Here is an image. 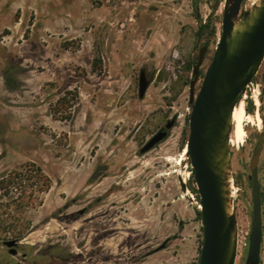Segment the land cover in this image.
<instances>
[{"label":"rangeland","instance_id":"obj_1","mask_svg":"<svg viewBox=\"0 0 264 264\" xmlns=\"http://www.w3.org/2000/svg\"><path fill=\"white\" fill-rule=\"evenodd\" d=\"M232 2L0 0V264L199 263L191 83L207 46L197 95ZM242 97L247 112L261 106L263 127L247 126L241 148L229 146L245 221L236 264H247L252 233L264 62ZM161 127L167 137L142 154ZM30 164L43 177L24 175ZM257 171L264 194V147Z\"/></svg>","mask_w":264,"mask_h":264},{"label":"water","instance_id":"obj_2","mask_svg":"<svg viewBox=\"0 0 264 264\" xmlns=\"http://www.w3.org/2000/svg\"><path fill=\"white\" fill-rule=\"evenodd\" d=\"M244 0H233L226 6L223 15L222 36L213 59L195 94L200 68L204 63L207 46L200 52L194 67L191 83L189 115V138L187 156L194 171L195 185L201 204V220L204 232L203 246L198 264H236L237 248L234 241L236 219L226 208L223 171L219 157L222 155L229 165L230 119L241 95L246 91L264 62V5L246 29L233 35V18L248 14L243 10ZM247 21V20H246ZM149 86L144 73L140 78V97L143 98ZM174 120L166 129L174 126ZM167 131L156 133L141 149L145 154L164 141ZM264 147V135L260 134L251 166L253 219L247 264H260L263 237L261 184L258 163ZM230 166V165H229ZM106 167H99L94 179ZM82 213V212H81ZM6 245L15 247L16 240ZM16 254V251L13 252Z\"/></svg>","mask_w":264,"mask_h":264},{"label":"bare ground","instance_id":"obj_3","mask_svg":"<svg viewBox=\"0 0 264 264\" xmlns=\"http://www.w3.org/2000/svg\"><path fill=\"white\" fill-rule=\"evenodd\" d=\"M263 5H264V0H244L243 10L248 14V16L246 18L242 15H238L233 18L234 20V29L232 32L233 35L245 30L247 25H249L248 23H251L253 21V19L257 16V13L259 12V10ZM252 93L255 99L257 100L256 104L258 106L260 104L259 87L256 86L253 89ZM245 105H246V97L244 98L242 97L239 103L236 105L232 117L230 119V125L228 129L230 134L229 146L236 149L241 148V146L246 142V138L248 136L247 126L253 125V126H258L259 130L262 129L261 120L258 121L251 113L250 114L247 113ZM257 115H259L258 111H257ZM223 160L224 158L221 155L219 157V161L221 162V168L223 171L224 194L226 198L227 212L231 217H235V219L237 217L233 236H234V241L237 248V256H238V252H240V248L242 245L239 227L243 228L245 226V221L243 220V216L239 215L240 212H237L236 210L239 208V207L236 208V200L238 197L239 189L235 185L234 174L230 166L227 165L226 161L223 163ZM198 208L199 209L201 208L200 204L198 205ZM237 214L239 215V217ZM236 263H237V259H236Z\"/></svg>","mask_w":264,"mask_h":264},{"label":"trees","instance_id":"obj_4","mask_svg":"<svg viewBox=\"0 0 264 264\" xmlns=\"http://www.w3.org/2000/svg\"><path fill=\"white\" fill-rule=\"evenodd\" d=\"M209 27V24L207 25H201L200 26V29L198 30V35L200 37L203 36L205 30ZM248 113H251V109L249 108L248 109ZM189 120V118H188ZM190 160V159H189ZM191 163V161H190ZM30 169V170H29ZM28 170H26V172H24L26 174H28L27 176L28 177H32L33 176V173L36 174V173H40V176L43 177V175L41 174V171L34 165V164H30V168ZM189 186H190V190L196 194V196L198 197L199 201H200V198H199V194H198V190L196 188V185H195V180H194V171L193 169L191 170V178L189 180ZM198 215L201 217V214H200V211L198 210Z\"/></svg>","mask_w":264,"mask_h":264},{"label":"flooded vegetation","instance_id":"obj_5","mask_svg":"<svg viewBox=\"0 0 264 264\" xmlns=\"http://www.w3.org/2000/svg\"><path fill=\"white\" fill-rule=\"evenodd\" d=\"M260 99H261V97H260ZM255 104V103H254ZM261 104H262V101H261ZM256 106V105H255ZM260 111H261V106H260V109H259V115H257V106H256V111H255V113L254 114H252L255 118H256V120H261V122H262V127H263V120H262V117H261V114H260ZM248 113V112H247ZM250 114V113H249ZM258 127V126H257ZM259 129V128H258ZM160 131H166V129L164 128V127H161L160 129H159V131L158 132H160ZM157 132V133H158ZM235 185H236V182H235ZM236 187H237V185H236ZM239 189V188H238ZM240 191V190H239ZM261 198H262V219H263V237H262V246H261V256H260V264H264V194H262V192H261ZM200 204V203H199ZM198 204V205H199ZM200 206H201V204H200ZM198 210H201V208L200 209H198ZM236 221H237V217H236ZM239 231H240V237H241V242H242V233H243V231H242V228L241 227H239ZM243 243V242H242ZM249 251V250H248ZM240 258V253L238 252V256H237V262H238V259Z\"/></svg>","mask_w":264,"mask_h":264},{"label":"built area","instance_id":"obj_6","mask_svg":"<svg viewBox=\"0 0 264 264\" xmlns=\"http://www.w3.org/2000/svg\"><path fill=\"white\" fill-rule=\"evenodd\" d=\"M252 83H253V81L247 85L246 90L250 87V85H252ZM245 92H246V91H245ZM245 92H244V93H245ZM244 93H243V94H244ZM243 94H242V95H243ZM242 95H241V97H242Z\"/></svg>","mask_w":264,"mask_h":264}]
</instances>
